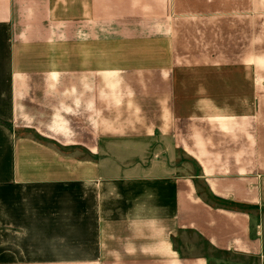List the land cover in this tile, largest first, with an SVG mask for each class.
<instances>
[{"label": "crops", "instance_id": "crops-1", "mask_svg": "<svg viewBox=\"0 0 264 264\" xmlns=\"http://www.w3.org/2000/svg\"><path fill=\"white\" fill-rule=\"evenodd\" d=\"M0 264H264V0H0Z\"/></svg>", "mask_w": 264, "mask_h": 264}, {"label": "rangeland", "instance_id": "rangeland-1", "mask_svg": "<svg viewBox=\"0 0 264 264\" xmlns=\"http://www.w3.org/2000/svg\"><path fill=\"white\" fill-rule=\"evenodd\" d=\"M252 218H253V219H255V216H254V214H252Z\"/></svg>", "mask_w": 264, "mask_h": 264}]
</instances>
